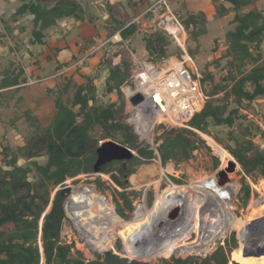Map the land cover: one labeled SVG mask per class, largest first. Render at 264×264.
Segmentation results:
<instances>
[{
  "label": "trees",
  "instance_id": "obj_1",
  "mask_svg": "<svg viewBox=\"0 0 264 264\" xmlns=\"http://www.w3.org/2000/svg\"><path fill=\"white\" fill-rule=\"evenodd\" d=\"M219 1L231 4V8L227 9L222 5L216 7L218 18L222 19L233 13L232 23L236 26L226 34L228 43L226 57L230 59V71L227 77L212 89H208V85L214 83L213 74L201 71L207 81L204 90L210 99L203 110L189 121L188 125L192 130L168 129L165 125H160V128L165 129L167 137L163 144L157 147L158 154L150 145L140 144L133 127L127 123L126 119L130 117V113L127 111V98L123 88L130 83L131 65L125 61L110 67L105 82L106 94L112 95L117 92L119 96L117 101L107 105H96V88L88 78L89 84L78 85L73 101L67 105L61 100L72 86V81H67L62 92L58 90L57 93H53L54 99H58L56 115L52 125L42 134L32 137L26 145H19L16 149L6 142L5 135L2 136L0 155L3 158L2 165L5 167L0 166V264H42L43 258L46 259V264H147L129 261L118 254L110 256L95 254V260L87 261L81 251L73 252L74 247L63 241V232L68 233L70 241L73 238L71 243L75 244L76 248L83 247L86 250L102 252L112 250L110 246L113 245L115 248V244H119L124 255L135 259L126 253L122 238L114 230L119 221L117 216L111 219L105 217L112 209L107 199L88 189L75 203L80 220L85 223L83 228L95 229L104 237L102 241H98L78 231L76 224L69 217L68 208L65 204L62 206L59 192L50 202L51 189L64 185L69 179H75L81 174L93 173L97 161L96 150L101 141L110 139L121 143L136 151L138 157L135 156L132 162H115L120 164L118 168L120 176L112 171L110 164L101 169V174L110 175L113 182L124 189L118 194L122 203L117 201V204L121 205L117 212L123 219H127L126 212L134 210L131 196L139 197L141 193L127 191L130 186L125 179L126 175L130 177L139 167L150 165L158 159L163 166L168 162L180 165L192 159L194 152L199 150L201 141L195 139L198 137L197 132L210 135L211 126L234 128L238 120L248 121L247 115H241L239 108L245 102L253 103L264 98V11L256 7L257 0ZM79 12H82L79 5L72 0L52 8L45 4L44 0H23L15 16L27 14L34 16L35 28L30 44L39 46L45 44L47 32L57 26L59 20L79 16L83 18ZM198 14H190L188 20L184 19L181 13L175 14L186 29L193 28V35L197 39L207 34L208 26L206 15ZM135 33H137L135 26L121 31L125 39ZM144 41L150 61L153 63H162L171 57L180 58L183 54L180 47L177 54L169 53L172 43L162 29L146 33ZM93 43L94 39L89 41L85 48ZM189 52L194 58L193 51ZM22 75L23 71L5 75L0 87L18 85ZM248 86L253 89H248ZM219 93H223L224 97L213 99ZM232 102L237 107L230 109ZM242 124L239 136L231 134L235 147L225 149L243 170L244 176L238 197L246 207L252 197V187L248 180L257 184L260 179H264V150L255 142L257 137L255 131L260 132V127L254 128L251 122L253 127ZM261 138H264V131ZM216 143L223 145L219 140H216ZM43 155L48 158L44 166L38 161ZM21 160H26L27 165H21ZM220 163V159L216 157L215 167L218 168ZM33 174L36 180L30 181ZM170 179L175 185H184L179 179L174 177ZM149 200L153 201L152 198ZM50 206L51 210L45 215ZM237 235L241 244L239 234ZM231 239L236 245L235 237L232 236ZM41 242L43 254L40 252ZM129 246L133 250L130 242ZM101 247L103 250H99ZM231 258L237 262L234 264H242L241 258L239 257L240 260L234 258L233 253ZM163 264H229V261L225 248L219 247L201 262L174 259L170 263L164 260Z\"/></svg>",
  "mask_w": 264,
  "mask_h": 264
},
{
  "label": "rangeland",
  "instance_id": "obj_2",
  "mask_svg": "<svg viewBox=\"0 0 264 264\" xmlns=\"http://www.w3.org/2000/svg\"><path fill=\"white\" fill-rule=\"evenodd\" d=\"M2 1V0H0ZM30 1V0H27ZM66 1L69 0H44L45 4H63ZM72 1H78L76 2L79 5V10L82 12H79L80 15L83 17H72L76 20H86L88 22L92 23V20H94L95 16L96 18L99 17L100 12L97 8H95L92 5L91 0H72ZM131 2V1H130ZM23 3V0H17L15 3V8L21 5ZM215 7L221 6V1L216 0L214 1ZM57 4V5H58ZM48 5V6H49ZM107 6V5H105ZM256 7L264 11V0H257ZM175 8V7H174ZM105 8H103L104 10ZM116 13L122 11L123 8L121 6L116 7ZM118 9V10H117ZM179 12L181 13L182 17L186 20L189 19L191 12L185 9L184 3H180V7L178 8ZM131 11L133 12L132 16L136 13H139L140 8L137 10L136 8L132 7ZM166 14V13H165ZM199 15V14H198ZM4 14L1 15L3 17ZM132 16L123 17L122 21L130 20ZM149 19L151 21L155 20L154 18H157L158 23L160 20V17L155 13L152 12L149 16ZM234 19V15L228 19L227 21H220V20H213L209 23L207 26V34L205 36H202L200 38H195L194 30L186 29L183 24L182 27L184 28L187 35V46L189 47V50L191 51H198L196 55H194V62L197 66V68L200 71H204L205 73H212L214 77V83H210L208 85V89H212L215 87L216 84L221 83L225 77H227L228 72L230 71V59L226 57L227 53V39L226 34L230 30L235 29V25L232 23V20ZM91 20V21H90ZM108 23L105 22L104 25H107ZM27 29H28V35L32 36L33 28H35L34 22L32 20L27 21ZM110 25V23H109ZM175 26H179L174 23ZM207 25V24H206ZM206 25L204 26L206 28ZM234 25V26H233ZM97 25L96 27H98ZM203 26V25H202ZM2 22L0 21V30L2 28ZM65 27V26H64ZM66 27H68L66 25ZM65 27V28H66ZM201 27V26H200ZM100 28V27H99ZM159 29L158 27H156ZM155 31V28H153ZM181 32L178 36L180 38H183L184 33ZM164 33L166 36L170 39L172 45L169 48V53L171 54H177V52L180 50L178 43L174 36H171L169 32L164 30ZM106 38V37H105ZM93 40V39H92ZM91 40V41H92ZM104 41V40H103ZM4 42H0V45H2ZM9 43V41H7ZM15 45V44H14ZM14 45L10 46L11 49H14ZM87 44H83L81 47L83 50L88 51L91 50V47H86ZM93 45V44H92ZM110 45V44H109ZM112 46V47H111ZM108 46V50L112 49L114 45ZM119 46V45H115ZM129 48L124 46H120L118 50H116V47L114 48L115 51H111L114 54L113 56H109L108 60H100L95 62H90L92 58H94L95 55H90L88 59L86 58L83 63L78 62L71 64L68 68H66L68 71L64 72V74H61V77H66L63 79L58 78L59 81H61L58 85L59 87L56 88V90L63 91L65 81L69 78H73L76 76V79H79V82L72 80V86L69 89V92L67 94H64L62 97L63 103L70 105L71 101H73V98L78 90V85L80 82H83V79H85V82H83L82 85L89 84L88 78L90 77V80H92V86L96 88V96H97V103L96 105L101 104H109L113 103L114 101H117L119 99L118 93L115 92L114 94L107 95L106 94V80L108 76L105 75V71L109 69L112 66V63L121 64L123 61L126 63H129L130 66V74L132 73L134 69V58L138 59L140 62L144 61H150V56L147 53V48L144 39L140 38L138 35L132 36ZM131 51L133 52L131 54ZM264 51V49H263ZM112 54V53H111ZM84 55H86L84 53ZM84 55L82 57H84ZM8 59V56H6ZM6 58H3L0 56V65L6 66L10 60H5ZM111 59V60H110ZM90 60V61H89ZM17 61V60H16ZM24 62V61H23ZM18 63L21 64V61ZM87 63H90L89 66H92V72L91 76H88L83 73L84 67H87ZM18 64V66L21 67V65ZM71 68V69H69ZM1 69V68H0ZM80 70L82 73H80ZM12 74L9 71H5L4 74ZM78 75V76H77ZM45 77L46 75H42ZM75 78V77H74ZM82 80V81H81ZM69 81V80H68ZM57 85V86H58ZM81 86V85H79ZM248 89H253L251 86H248ZM59 92V93H61ZM61 95V94H60ZM31 97V95H28ZM37 97L32 95V98ZM58 97V96H56ZM55 97V98H56ZM224 97L223 93H219L214 96L213 99H222ZM38 98V97H37ZM234 99V98H233ZM58 99H54V96H51V99H42L38 98L35 102L36 105H39L37 108V111H35V108H32L31 110H28L27 114L25 112H22L20 114H17L19 112H16L13 105H11V108L7 111V114L1 118L4 122L1 123L0 121V127L5 126V130H0V139L2 136L5 135V140L8 144L14 147V149L18 148L19 145H26L28 141L38 135L42 134L49 126L52 125L55 115H56V101ZM127 101V100H126ZM127 104L129 106V103L127 101ZM33 106V105H32ZM22 109L28 107V105L22 104ZM237 107L235 103L232 102L230 109H233ZM240 114L241 115H247L248 121L242 122L241 120L237 121V124L234 128L229 127H218L211 126L210 136L213 139L219 140L223 142V145H220L223 148L227 147H235V143L233 140H231V134L233 133L236 136H239L241 134V123L245 126H252L250 124L253 123L254 128L256 126L260 127L261 131L256 132L257 137L255 138V142L262 147L261 149L264 150V138H261V133L264 131V98H261L259 100H256L253 103L245 102L243 106L240 108ZM77 111V108L75 109ZM127 111L130 113V109L128 107ZM17 116L18 119H14ZM29 119V120H28ZM31 119V121H30ZM127 123L129 124L130 117H127ZM130 125V124H129ZM17 127V131L13 132V134H10L9 131L11 128ZM253 127V126H252ZM1 129V128H0ZM4 129V128H3ZM179 128L178 130H180ZM7 133V134H5ZM102 133V132H101ZM136 134V133H135ZM198 137L195 139H199L201 142L199 150L194 152V157L184 163H181L180 165H175L173 162H168L167 165L163 166L161 163V160L158 159L151 163L150 165H144L137 169L136 173L130 177L129 179V188L127 191H137L141 193L139 197L131 196L130 200L133 202V211H127L126 216L127 219H123L117 212L118 209L121 208V205L117 204V201H120L119 192H123L124 189L118 187L112 180L110 175H103L98 174L96 171H93V173L88 174H81L75 180L69 179L66 181L63 185L70 186L73 188V192L68 197L64 198L62 200V206L65 204L68 208L69 217L74 221V223L77 226L78 231H80L83 235H86L88 238H93L98 241H102L104 237L97 233L95 229H85V223L81 219L77 212L76 207V200L78 197L88 189L94 190L96 193H99L103 198L107 199L111 206V212L108 213L105 217L111 219L115 216L119 219V221L116 223L114 230L119 234V236L123 240V245L125 247L126 253L130 255L131 257L135 258H129L126 255H124L122 248L119 247V244H115L114 246H110L109 251H112V254L119 255L122 258L128 259L129 261H139L147 264H163L164 260H167L172 262L174 259H183V260H189L191 262H201L205 258L211 256L219 247L225 248L227 252V257L229 264H234L237 262H234L231 258L232 253L234 258L239 259V247H240V241L238 238V235L235 231H238V233H241V229L243 225H246V222L248 220H251V229L252 233H254V238L257 241H260V239L264 238V216L261 217V210L264 212V179H260L257 184H254L251 180H248V182L251 184L252 187V197L249 202V204L244 207L241 200H239L240 197H238L240 189H241V180L244 176V173L241 166H237L234 172H229L228 168L230 166V161H228V164L224 163L222 156H220L215 148H213L209 141L202 135V133L197 132ZM137 135V134H136ZM152 140L150 141L153 144H150V142L147 139H141L139 138V143L143 145H150L152 149H155L159 147L163 142L165 141L167 134H165V129H162L158 127L153 133H151ZM215 140V141H216ZM113 140H103L99 143V147L101 145L110 142ZM208 141V142H207ZM118 143V142H116ZM1 144V143H0ZM121 144V143H119ZM122 145V144H121ZM125 146V145H123ZM127 147V146H125ZM2 150V147L0 146V151ZM136 154V157H138V154L136 151H134ZM219 158L221 163L218 168L215 167V159ZM47 156H44L39 158L38 161L43 166L47 163ZM128 161V162H132ZM3 158L2 155H0V166H3L2 163ZM116 161L110 163V166L112 168V171L119 175L118 163L115 164ZM21 165H27L26 160H21ZM95 166V165H94ZM130 166V163H129ZM173 167V170L171 171L169 168ZM5 167V166H3ZM8 170V168H4ZM227 171V179L224 182L220 183V177L219 174L221 171ZM120 176V175H119ZM127 176V175H126ZM125 176V179H126ZM170 177H174L176 179H179L184 182V185L178 186L175 185ZM36 177L33 175L30 176V181H35ZM127 180V179H126ZM59 186L54 187L51 189V201L52 202L55 198V196L58 194ZM183 197V206L177 207V210H175L173 207L177 201L178 198ZM194 197H197L199 199L209 198L214 204L210 206L209 208L204 209V215L202 219V230L200 233H196L195 230L191 233L188 243L196 242V245L192 250H175L173 252H169V254H162V253H153L152 249L153 245L163 243L165 241H168L169 239H174L176 236H178L182 230L181 227L178 226L181 220L185 217V214L183 211L186 209V205L189 206V213H192L196 210L195 205L193 206L188 203L192 202V199ZM153 199L151 202L149 199ZM191 201V202H190ZM206 203L210 204L211 202ZM122 203V201H120ZM145 204L144 207H141L139 209V205ZM203 205V204H202ZM231 209L230 211H227L229 215H231L234 218V221L232 223H229L228 225H225L224 219L226 216L224 213H222V209ZM51 208V206L49 207ZM48 208V209H49ZM194 208V209H193ZM193 209V210H192ZM196 212V211H195ZM184 214V215H183ZM260 214V216H259ZM220 216V218L218 217ZM196 217V216H195ZM193 217V222H197V218ZM42 225V222L40 223V226ZM39 226V227H40ZM262 228V229H261ZM234 230V231H233ZM198 234H200L199 239ZM232 236L235 237V243L234 245L232 241ZM263 237V238H262ZM70 238L68 233L63 232V241L74 247L73 252L81 251L84 253L85 259L87 261H93L96 259L95 254L105 255V252L107 250H103L101 247L99 250H103L102 252H99L98 250H86L83 247L76 248L70 241ZM131 246L130 248L129 242ZM262 241V240H261ZM177 246L179 245L178 240L176 241ZM140 255H138L135 251ZM42 251V249H41ZM250 256H256V257H249V258H255L253 259L249 264H262L261 261L257 260L258 258H261L264 256V250L259 251H251L249 252ZM241 261V260H240ZM242 263V262H241ZM42 264H46V259L43 258Z\"/></svg>",
  "mask_w": 264,
  "mask_h": 264
},
{
  "label": "crops",
  "instance_id": "obj_3",
  "mask_svg": "<svg viewBox=\"0 0 264 264\" xmlns=\"http://www.w3.org/2000/svg\"><path fill=\"white\" fill-rule=\"evenodd\" d=\"M160 1L161 0H91L92 5L101 11L99 17L96 18L95 16L94 20H92L93 24L84 19L76 20L74 18H66L59 20L57 22V26L53 27L47 32L48 36L45 39V44L39 46H32L30 44L31 35H28V29L26 25L28 20H32V22H34V16L27 14L25 16L16 17L15 12L22 5V3L20 6L14 9L17 0L0 1V21L2 22L3 26L0 30V42H4L2 45H0V56L6 58L5 60H10L6 66L3 67L0 65V85L4 80L3 78H5V71L11 72V75L23 71V75L20 77L21 79L19 80L18 85L8 88L0 87L1 123L4 122L1 120V118L7 114V111L11 108V105H13L16 112H19L17 114L22 112L27 114V112H29L28 110H31L32 108H35V111H37V108L40 104L36 105L35 102L38 98H41L40 103L42 102V99H51L53 93L58 92L56 88L60 86L58 84L61 82L58 80V78H66L58 75L66 68L71 66V64L76 63L78 60L83 58L82 56L84 53L86 54V51L81 48L83 44H87L89 41L91 42V40L94 38L108 40L114 34L121 32L122 30L131 26L137 27V33H135L133 36L138 35L142 39H144L146 33L154 31L153 28L156 30L158 23L154 22H157V18H154L155 20L151 21L148 16L152 13V11L149 10L157 5ZM165 1L168 3L174 14L180 13L178 8L180 7V3H184L185 9L190 11L191 14L204 13L209 23L213 20L227 21L234 15L233 13H230L222 19L218 18L213 0ZM57 4L48 5L50 8H52ZM221 5L227 9L231 8V4L223 3V1H221ZM119 6H121L123 9L122 11L116 13L115 8ZM132 7L136 8L137 10L140 8L142 11H139V13H136V15L134 14L132 16ZM103 8L105 9L103 10ZM2 14H4L3 17H1ZM129 16H132L130 20L122 21L123 17H127L128 19ZM105 22L108 24L104 25ZM66 25L68 27H66ZM97 25L99 26L96 27ZM122 38L125 41L123 45H114L110 50L105 49L103 51H98L94 58L90 59L91 61H89H105L108 60L109 56L114 57L113 52L115 51V47L116 50H118L120 46L124 45L129 48L132 36L128 39H125L123 36ZM7 41H9V43H7ZM13 45L14 49H11L10 46ZM116 52L117 51H115V53ZM132 53L133 52L131 51V54ZM6 56H8V59ZM19 61H21V64L18 63ZM18 64H20L21 67L18 66ZM89 64L90 63H87V67H84L83 73L86 72L85 74L91 76L90 74L93 67L89 66ZM117 65L118 64L116 63H112V66ZM80 73H82L81 70ZM108 74L109 69L105 71V75L108 76ZM42 75L46 76L43 77ZM74 77L67 79L65 83H67L68 80L72 81L73 79L79 82V79H76V76ZM28 79L37 83L29 85L27 84ZM83 82H85V79H83ZM83 82H80L79 85H82ZM28 95H31V97ZM32 95L37 96L38 98H32ZM22 104L28 105V107L24 110H21ZM16 118L17 116L14 119ZM0 128V130H5L6 127L1 126ZM16 131L17 127H13L9 133L13 134V132Z\"/></svg>",
  "mask_w": 264,
  "mask_h": 264
},
{
  "label": "built area",
  "instance_id": "obj_4",
  "mask_svg": "<svg viewBox=\"0 0 264 264\" xmlns=\"http://www.w3.org/2000/svg\"><path fill=\"white\" fill-rule=\"evenodd\" d=\"M149 11L159 15V29L169 32L167 25L175 23L184 31L179 19L165 0H161ZM172 36L181 48L182 56L180 58H167L162 63L140 62L134 58V69L130 75V83L123 88L130 109L129 126L133 127L134 132L141 139H145L142 137L141 132L145 131L149 125H152L151 133L160 125H165L168 129L192 130L188 125L189 121L194 115L203 110L206 102L210 99L204 90L207 82L206 78L197 68L190 55L187 41L182 43L175 35ZM124 42L121 32L104 41L94 38L92 47L89 46L91 50L86 51V55L79 62L83 63L90 55H95L98 51L107 49V46L123 45ZM67 71L65 69L58 76ZM35 83L37 82L30 79L27 81L29 85ZM137 94H141L144 100L139 105L133 106L129 100ZM150 144L153 143L150 142ZM156 149L153 150L158 154ZM63 187V185L59 186L61 189Z\"/></svg>",
  "mask_w": 264,
  "mask_h": 264
},
{
  "label": "bare ground",
  "instance_id": "obj_5",
  "mask_svg": "<svg viewBox=\"0 0 264 264\" xmlns=\"http://www.w3.org/2000/svg\"><path fill=\"white\" fill-rule=\"evenodd\" d=\"M167 26H168L170 34L175 35L177 38H179L181 40L182 43L187 41V35H186V33L183 32V30L180 26H175L174 24H170ZM181 32L184 33L183 38H180L178 36ZM151 131H152V125L147 126L145 131L141 132L142 137L151 141L152 140L151 139L152 138ZM202 135L209 141V144L213 148H215L216 152L220 156H222L224 163L228 164V161H230V163L235 161L233 156L225 148L221 147L218 143H216L215 139H213L210 136L205 135V134H202ZM169 169L172 171L173 167L170 166ZM205 200H207V202H211V203L208 204V203H206ZM189 204H190V206L191 205L193 206V204L195 205V207H196L195 211L196 212L193 211L192 213H189L190 212L189 206L186 205V209H185V211H183V213L185 214V217L181 220V222L178 225L181 227L182 232L178 236H176L174 239H169L168 241H165V242L160 243V244L155 243L153 245V248H151L153 253H159L160 252L162 254H169V252H173L175 250L187 251V250H192V248H194L197 241L193 242V243H188L190 235L194 230L196 233L201 232L202 223H203L202 219L204 220V218H203L204 209L209 208L214 203L211 200H209V198L199 199L197 197H194L192 199V202L188 203V205ZM181 205L183 206V197L177 199L173 208L175 210H177V207H179ZM144 206H145V204L140 206L139 209L141 207H144ZM230 210L231 209L229 208V205H228V209L227 208L222 209V213H224V215L226 216V218L224 219L225 225L226 224L228 225L229 223H232L234 221V218L227 213V211H230ZM259 216H260V214H259ZM262 216H264V212L261 210V217ZM193 217L197 218L198 221L193 222V220H192ZM218 217L220 218V216H218ZM221 221H222V219H221ZM250 224H251V220H248L246 222V225H243V227L240 231L241 233H238V231H235L236 233L239 234V237L241 239V245L239 247V257L241 258L242 264H249L253 259H255V258H249V257H256V256L248 255L249 252L264 250V238L262 237L263 239H260V241H257L254 238V233H252V229H251ZM199 236H200V234H198V237ZM200 238L201 237H199V239ZM175 240L176 241L178 240V242H179L178 246H177ZM41 248H42V242H41ZM257 260L261 261L262 264H264V256H262L261 258H258Z\"/></svg>",
  "mask_w": 264,
  "mask_h": 264
},
{
  "label": "water",
  "instance_id": "obj_6",
  "mask_svg": "<svg viewBox=\"0 0 264 264\" xmlns=\"http://www.w3.org/2000/svg\"><path fill=\"white\" fill-rule=\"evenodd\" d=\"M197 53H198V51L193 50L194 55H196ZM143 100H144V97L141 94H137L136 96L131 98L129 101L133 106H137ZM96 151H97V161H96L95 166H94V171H96V173H98V174H101V169L104 166H106V165H108L114 161H116V162H128V161L133 160L134 157L136 156V154L133 150H131L130 148L125 147L119 143H116L114 141H110V142H107V143L101 145V147H99L98 150H96ZM237 166H239V164L237 163L236 160L234 162H231L230 166L228 168L229 172H234ZM125 168H126V166H125ZM128 177L129 176H126L127 182H129ZM219 177H220V183L226 181L227 171H225V170L221 171V173L219 174ZM72 191H73L72 187L66 186V187H63L62 189H60L58 192H59V194L63 200L64 198L71 195ZM50 210H51V208H49L47 210L45 215L47 213H49ZM40 247H41V243H40ZM41 249L43 251V247ZM42 251H40V252H42ZM42 254H43V252H42ZM111 254H112L111 251L105 252L106 256H110Z\"/></svg>",
  "mask_w": 264,
  "mask_h": 264
}]
</instances>
